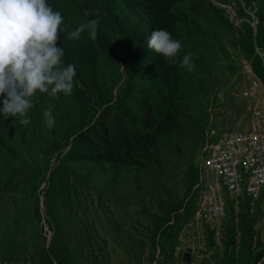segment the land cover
<instances>
[{"label": "rangeland", "instance_id": "obj_1", "mask_svg": "<svg viewBox=\"0 0 264 264\" xmlns=\"http://www.w3.org/2000/svg\"><path fill=\"white\" fill-rule=\"evenodd\" d=\"M47 3L76 83L37 93L29 125L0 115V264H258L261 202L230 201L220 240L191 225L210 130L250 125L253 81L264 103V0ZM97 16L95 40L66 39ZM160 28L182 42L176 64L148 48ZM189 51L193 72L179 67Z\"/></svg>", "mask_w": 264, "mask_h": 264}, {"label": "clouds", "instance_id": "obj_2", "mask_svg": "<svg viewBox=\"0 0 264 264\" xmlns=\"http://www.w3.org/2000/svg\"><path fill=\"white\" fill-rule=\"evenodd\" d=\"M83 14L89 16L91 12L85 10ZM99 23V16L83 22L68 32L66 39L77 41L87 32L95 40ZM67 27L61 12L54 11L47 0H0V115L5 120L19 117L21 125H29V111L39 102L37 93L53 98L61 93L72 95L76 66L65 65L64 49L57 47L60 33ZM182 46L164 28L153 30L148 38V48L170 64L178 62ZM179 67L195 70L192 52L183 56ZM43 118L49 129L54 127L52 106L43 111Z\"/></svg>", "mask_w": 264, "mask_h": 264}, {"label": "built area", "instance_id": "obj_3", "mask_svg": "<svg viewBox=\"0 0 264 264\" xmlns=\"http://www.w3.org/2000/svg\"><path fill=\"white\" fill-rule=\"evenodd\" d=\"M257 81L245 96L250 101V125L240 131L211 129L202 149L201 190L198 210L191 226L202 223L217 227L213 238L220 240L230 201L249 199L264 209V103L255 94ZM196 230L195 235L202 233ZM264 264V259L258 261Z\"/></svg>", "mask_w": 264, "mask_h": 264}]
</instances>
